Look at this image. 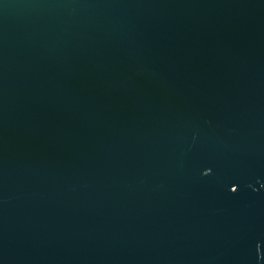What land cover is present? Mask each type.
I'll use <instances>...</instances> for the list:
<instances>
[{
    "label": "water",
    "instance_id": "95a60500",
    "mask_svg": "<svg viewBox=\"0 0 264 264\" xmlns=\"http://www.w3.org/2000/svg\"><path fill=\"white\" fill-rule=\"evenodd\" d=\"M0 264H264V0H0Z\"/></svg>",
    "mask_w": 264,
    "mask_h": 264
}]
</instances>
